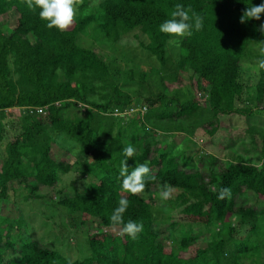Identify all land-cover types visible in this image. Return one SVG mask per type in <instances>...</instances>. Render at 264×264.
Segmentation results:
<instances>
[{
    "label": "trees",
    "instance_id": "1",
    "mask_svg": "<svg viewBox=\"0 0 264 264\" xmlns=\"http://www.w3.org/2000/svg\"><path fill=\"white\" fill-rule=\"evenodd\" d=\"M260 3L83 0L73 24L60 31L25 0H0V264H264V69L258 65L264 14L240 22L248 5ZM176 4L191 6L203 28L186 37L160 32ZM131 32L143 63L123 68L133 59L114 52ZM82 36L111 53L85 45ZM10 108L20 111L13 137ZM232 116L244 121L248 144L228 139L230 154L221 159L191 150L197 129L212 136ZM129 144L136 149L129 170L143 162L151 169L139 195L121 187L122 149ZM70 174L72 194L61 189ZM78 179L82 188L74 186ZM165 184L174 192L167 201L158 196ZM223 188L231 198H217ZM19 192L21 201L41 200L47 214H58L53 231L30 234L25 221L5 214ZM122 196L129 200L125 223L143 224L136 239L105 230L119 228L109 217ZM62 211L85 236L76 255L61 249L66 236L78 238ZM47 235L58 246L42 239Z\"/></svg>",
    "mask_w": 264,
    "mask_h": 264
},
{
    "label": "rangeland",
    "instance_id": "2",
    "mask_svg": "<svg viewBox=\"0 0 264 264\" xmlns=\"http://www.w3.org/2000/svg\"><path fill=\"white\" fill-rule=\"evenodd\" d=\"M12 18V15H9L8 20ZM81 42L84 43L85 45H92L94 46L93 48H98L100 49L101 52H103L104 54H110L111 50L109 47H107V45L103 44V43H97V42H92L91 39L82 36V38L80 37ZM141 49L139 48L138 45V40L137 38L134 36L133 32H131L130 34H128L126 37H124L123 39H121L119 41V46L116 49V53L114 52V54H120V56L124 55L121 58H125V56L127 58L133 59V61L131 62H127L125 64H122L121 66L123 68H129L130 66H133L134 68H137L139 65H142V61L138 59V54H141ZM175 55V54H173ZM122 59V60H123ZM154 60H156L155 58H153ZM145 62V61H144ZM149 65H153V62H150ZM253 71V70H250ZM137 78V76H136ZM172 87H177L178 85L175 84H171ZM170 85V86H171ZM135 90H139L137 87V83H135V85H132ZM139 86V84H138ZM146 87L140 89V92H145ZM197 96L200 99V104L204 105V99H206V96H204L203 92H198ZM7 112V119L6 120H12L13 126L12 128L10 127L11 123L7 121H5L6 125H9V136L13 137L16 136L20 129H19V124H18V115L20 114V111L17 108H10L9 110L6 111ZM239 116H232V117H223V119H221V121H219L220 124V128L219 131L216 132V134L209 136L204 130L202 129H197L196 133H195V146H192V151H204V152H208V153H213L215 154L219 159L221 158H226L227 154L229 155V148L225 147L226 144L227 146H231L230 141H228V139H232V140H236L238 141V139L240 140L241 138H245L246 139V143L248 144V137L247 134L244 135V130H245V124L244 121L240 118ZM6 138L4 139V141H6ZM161 137H159L160 139ZM238 138V139H237ZM175 142H180L181 141V136L177 135L174 138ZM235 141V142H236ZM228 142V143H227ZM237 147V145H235ZM247 146V145H246ZM3 148H4V143L0 142V153L3 152ZM231 148V147H230ZM51 151L53 153H55L57 151V147L53 146ZM237 153H241L243 154L242 151H240V149L237 151ZM251 154V153H250ZM244 156V154L242 155ZM251 156H248V158H250ZM72 157H69V159ZM251 159V158H250ZM253 160V159H251ZM79 175L77 174V177ZM72 180V175H65L62 179V185H61V189L64 192H68L72 194V190H71V186H70V181ZM83 182L81 179H78L74 186L76 188H82ZM13 188H19V186L16 183H12ZM43 189V188H41ZM19 191V190H18ZM45 192V191H43ZM174 193V192H173ZM9 194L12 195L13 193L11 191H9ZM23 195V193L19 192L18 194H16V197L13 196L10 200V202L8 203V209L6 210L5 214L8 215L10 218L13 219H20V223H23V221H25L24 223V229L26 231H28L30 234H32L33 230H35L36 232V236H38L39 232H43V231H47L46 229L50 228L52 231L53 229H55L56 227V221L55 223L51 220L52 218H58V214L54 213V216H50L48 213V210H46L48 208V206L45 205H40L41 204V200L39 201L37 200H30V201H21V196ZM173 195V194H172ZM55 196H57L56 193H54L51 197L54 199ZM251 202L254 203V197L251 195L250 197ZM55 200V199H54ZM16 205H19V208H16ZM60 206V205H58ZM57 206V207H58ZM59 208V207H58ZM165 212L167 211V209H164ZM19 211H21V214L19 213ZM41 212H43L41 214ZM172 217H174V219H177V215H178V210L175 211H170ZM66 214V215H65ZM61 216L65 215L66 218L63 216L64 221H66V224L68 225L69 229L71 230V232L76 231V236L78 238H74L72 235L71 236H66V238H64L63 240L65 241V244L62 245L61 249L63 251H65L67 249V254L68 255H72L71 250L73 251L74 255H76L78 253V248H80L79 240H83L85 241V236L83 235V232L81 231V228H75L70 226V224L68 223V215L66 212L62 211L60 213ZM46 221V223H44ZM27 222V223H26ZM75 228V229H74ZM105 230L108 233H111L112 235L114 234H118L119 233V228H105ZM38 232V233H37ZM49 234V233H48ZM45 242H49L54 240V245L58 246V241L56 239H51V237L49 235H47L46 238H42ZM81 250V249H80ZM66 252V251H65ZM84 253V252H83ZM73 257V256H72ZM71 257V258H72Z\"/></svg>",
    "mask_w": 264,
    "mask_h": 264
},
{
    "label": "clouds",
    "instance_id": "3",
    "mask_svg": "<svg viewBox=\"0 0 264 264\" xmlns=\"http://www.w3.org/2000/svg\"><path fill=\"white\" fill-rule=\"evenodd\" d=\"M82 2L83 0H25L26 6L30 11L40 10L38 13L39 17L47 21L49 29L55 27L60 31L67 30L73 24L77 8ZM262 14H264V3L248 5L243 10L240 22L245 23L252 19L260 20ZM193 27L196 31H200L203 28V17L193 12L191 6L186 9L183 4H176L170 12V18L159 25V31L174 37H186L192 35ZM258 30L264 32V24L259 25ZM170 42L177 43L175 40ZM258 51L261 57L258 60V65L261 69H264V46H261ZM112 134L114 135V133ZM122 153L126 157L121 162L120 167L122 190L132 195H139L143 193L146 187L145 177L151 173L149 164L148 162L136 163L135 167L131 168L130 171L127 161L129 158L135 157L136 149L129 144L122 149ZM152 179L154 180L155 177L152 176ZM172 194V186L165 184L162 186L158 196L159 199L167 201L172 197ZM217 198L220 200L231 198V190L229 188L221 189ZM128 207L129 200L122 196L109 219L114 226H119V235H128L132 239H136L137 235L143 231V224L133 220H128L125 223L123 215Z\"/></svg>",
    "mask_w": 264,
    "mask_h": 264
},
{
    "label": "built area",
    "instance_id": "4",
    "mask_svg": "<svg viewBox=\"0 0 264 264\" xmlns=\"http://www.w3.org/2000/svg\"><path fill=\"white\" fill-rule=\"evenodd\" d=\"M31 111L36 112L37 114H41L44 111V107H32Z\"/></svg>",
    "mask_w": 264,
    "mask_h": 264
}]
</instances>
